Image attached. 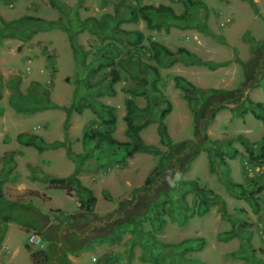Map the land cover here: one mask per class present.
Returning <instances> with one entry per match:
<instances>
[{
  "label": "rangeland",
  "instance_id": "1",
  "mask_svg": "<svg viewBox=\"0 0 264 264\" xmlns=\"http://www.w3.org/2000/svg\"><path fill=\"white\" fill-rule=\"evenodd\" d=\"M185 1L0 0L2 185L1 179L10 176L34 178L39 185L46 183L49 187L43 173L51 176H55L53 171L66 173L69 164L62 161L64 157L73 160L71 170L77 163L82 169L89 166L91 160H96L89 151L97 150L98 140H84L82 135L87 128L101 127V121L107 117L106 106L115 115L112 135L134 145V149H124L103 141L99 143L101 153L96 155L102 157L97 160L100 165L107 166L113 157L125 161L132 154L134 170L129 177L132 184L130 187L124 183L115 185L116 190H121L113 194L96 187L94 194H98L99 204L95 210L99 213L89 216L87 223L80 226L65 217L79 211L76 188L70 193L74 199L65 196L64 190L53 192V205L64 207L51 206L46 211L51 213L54 222L80 227L86 239L87 252L80 264H194L197 261L199 264H250L251 257L264 262V191L259 194L262 199L247 201L228 191L222 180L227 172L235 182H248L245 152L240 142L231 141L239 154L233 159L226 158L227 171L210 170L207 154L201 151L184 166L174 185L171 182L174 175L166 169L171 156L167 146L161 143L158 131L165 108L162 100L168 99L172 107L163 122L172 142L193 138V115L175 85V76H182L200 88L235 89L245 87V82L252 83V68L259 55L255 45L264 41V0H253V4L247 0H192L196 4L188 22L153 16L159 29L147 28L142 19L134 21L131 17V8L147 4L169 5L180 14L185 10ZM27 16L33 19L24 20ZM17 19L20 22L13 30L2 28V20ZM136 32H141V39ZM151 41L176 52L175 56L155 60ZM179 48H186L191 54L178 52ZM208 59L229 63L211 70L197 62ZM242 63L246 65V72ZM111 69L118 71L117 81L109 77ZM15 85L19 93L13 94ZM246 93L253 100L264 102V73ZM129 98L134 100L139 144L125 133L123 117L125 101ZM231 106L226 104L215 114L207 128L209 137L225 141L244 134L251 141L260 140L264 135V121L251 113L240 117L230 110ZM67 110L70 116L65 128ZM20 133L21 140L17 138ZM36 136L42 138L43 144L58 141L65 146L61 150L43 147L42 150L50 151L42 156L38 147L26 145L36 140L41 145ZM89 143L93 148L85 146ZM222 147L227 149L228 143ZM249 168V176L264 171V168L259 171ZM150 173L153 174L150 189H141ZM191 179L222 197L227 213L240 228L239 235L228 241L218 239V234L229 230L232 222L221 217L219 202L211 203L208 211L198 213L194 193L181 183ZM106 182L114 187L112 180ZM6 189L20 200L28 199L25 193ZM168 195L169 199L161 204ZM171 202L177 206L171 207ZM132 214L134 219L139 214L136 222L129 221ZM197 237L204 238L202 247L181 244L172 249L169 246ZM27 238L25 230L14 243H0V264H32L27 247L35 248ZM43 242L44 247L51 243ZM53 242L59 245V241ZM15 245L19 247L16 253Z\"/></svg>",
  "mask_w": 264,
  "mask_h": 264
},
{
  "label": "trees",
  "instance_id": "2",
  "mask_svg": "<svg viewBox=\"0 0 264 264\" xmlns=\"http://www.w3.org/2000/svg\"><path fill=\"white\" fill-rule=\"evenodd\" d=\"M251 4L254 3L253 0H247ZM190 4H192V8H190ZM196 3L192 0L185 1V10L177 14L174 9L165 4H147L140 7L134 6L131 8V17L134 21L142 19L145 22L147 28L150 29H159L160 25L155 24L153 21V16L155 17H163L169 18L174 21H184L188 22L192 15V9L195 8ZM33 19V17H24V20ZM20 20H11L4 21L2 20V28L5 30H13L15 28V24H18ZM138 38H142L141 32H136ZM254 47V45H253ZM150 48L153 50V58L155 60H160L162 58H170L175 56L176 52L171 51L166 46L151 41ZM255 49L259 50V55L256 56L254 61V67L252 71L254 72L251 75L252 83L246 84L245 87H237L235 89H226V88H200L195 86L191 81L182 77L175 76V85L180 88L181 96L186 100L187 106L190 109L193 115V138L184 139L179 142H172L171 137L167 131V127L165 126L163 119L166 115L171 111L172 104L168 99H163L162 102L165 104L164 110L161 112V119L158 126V131L160 135V141L165 146H167L168 153L171 158L170 161L166 163V169L170 170L174 175L171 179L172 184H176L179 179H177V175L180 178V172L184 168L185 165L195 156H197L201 151H205L207 154V158L209 161V169L214 170H222L228 169V162L226 158L233 159L239 154V150L231 146L232 140H237L244 148V163H245V175L248 180L247 184L241 182H235L232 180L227 172H224L222 176V180L225 184V187L228 191H230L234 196L238 198H243L247 201L259 200L262 199L259 194L264 191V171L260 173H255L254 175H248L249 166H264V135L258 141H251L244 134H237L233 137H230L228 140H219V139H211L207 133V128L209 124L213 121L215 114L222 110L226 104H232L230 110L240 116L243 117L247 113H251L256 119L264 121V102L261 100H253L246 93V90L255 86L257 80L259 79V75L264 73V41L259 42L255 45ZM178 52L185 53L186 55H190V51L186 48H179ZM203 66H207L211 70H215L219 67L225 66L228 64V61H214V60H197ZM244 69L246 68L245 63H242ZM247 69H245L246 72ZM109 77L112 78L113 81H117L119 79V73L115 69H111L108 72ZM250 78V79H251ZM249 80V79H247ZM13 94L19 93V89L17 85L13 88ZM15 95L14 97H16ZM126 104V113L124 115V120L126 122L125 133L128 136L134 137L136 139V144L140 142L139 131L140 128L135 125L134 122V114L135 108L134 100L129 98L125 101ZM159 105L158 103H155ZM54 107H59L57 104H52ZM17 109L18 107L15 106ZM105 108L108 109L106 112V118H103L101 121V127L97 130H93L91 128H87L82 135V138L98 140L100 142H107L111 145L117 146L119 148L124 149H134L133 143H129L126 141H121L115 138L112 133L114 131L113 125L115 123V115L109 111L111 109L109 106ZM69 111H66V116L64 119L65 128L69 122ZM22 133L18 134L17 138L21 140ZM36 139H39L41 145L36 142H26V145H32L42 150L43 147H61L65 146L63 142L55 141L54 143H44L40 136H36ZM35 140V139H34ZM224 143H228L227 149H224L222 145ZM165 163V162H164ZM157 167H155L156 169ZM79 168H76L70 175L68 176H51L49 174L43 173L45 175V179L49 183L50 188L61 189L64 190L67 194L70 195L72 190L76 188L78 190L77 202L79 203L78 209L79 211L75 213L66 214V219L68 222L72 223L77 222L78 225H83L87 223L89 216L93 213V206L96 203V197L94 196L92 190L89 187L82 185L80 179L78 178ZM153 182V174L150 173L146 178L141 187L146 189L147 191L150 189V185ZM184 186L188 187L195 195L197 199L198 205V213L208 211L211 203L219 202L220 206V215L224 219H228L232 222V227L229 230L223 231L218 234V239L223 241H228L233 237L240 234V228L236 224V221L233 216L227 213L226 207L222 197L215 193L212 189L201 186L196 180H184L181 182ZM24 193L27 195H35L41 199H45V194H41L39 191L34 189L24 190ZM166 199H169V195L164 198L161 204H164ZM177 206L173 202H171V207ZM29 207V206H28ZM258 206L256 205V210ZM190 209V208H188ZM27 211L26 214L30 215L31 212L27 208L25 204H19L17 201L9 200L5 197L4 193L1 189L0 184V220L2 222H16L18 224H22L27 227H32L36 230L41 229V225H39L41 220L45 222L49 220V216L47 213H41L39 210H36L39 215H43V219L40 216L35 220L32 217L28 218L22 211ZM135 214V213H134ZM131 215V222H136L138 220V216L134 219ZM190 215L185 216V220L188 219ZM63 225V223H59V225ZM68 224V223H67ZM58 225V226H59ZM71 227H74L73 224H69ZM69 229L68 235L62 237L60 240V244L56 246V242L49 243L44 248H35L31 249L27 247L30 251V257L32 260V264H61L62 261H65L66 264H69L70 260L67 257V253L69 252L72 255H77L78 252L84 248L78 246L76 247L75 243L77 239L76 234L77 231L75 229H70V227H65ZM241 236V235H240ZM61 239V238H60ZM204 243V238L197 237L189 240H182L177 244H169L172 249L179 247L181 244H185L190 248H194L195 246L202 247ZM60 246H65L64 249H61ZM187 247V248H188ZM189 248V249H190ZM234 255L233 253L231 254ZM190 261V260H189ZM200 261H197L194 264H199ZM250 264H264L261 259L254 261L253 257L250 259Z\"/></svg>",
  "mask_w": 264,
  "mask_h": 264
},
{
  "label": "crops",
  "instance_id": "3",
  "mask_svg": "<svg viewBox=\"0 0 264 264\" xmlns=\"http://www.w3.org/2000/svg\"><path fill=\"white\" fill-rule=\"evenodd\" d=\"M219 68H222V67H219ZM99 143H100V141H98L97 144H95L97 147V150L90 149V151H89L91 153V157L93 158V156H94V158L96 159L95 160L96 162L91 160L90 165L86 166L83 169L81 168V166L79 167V165L77 163V164H75V167L71 170L70 165L72 162H70V161H73V160L62 156V157H64V158H62V161H68V164H69L68 171L66 173L53 171L52 174L55 176H68L74 171V169L79 168V173L77 175L78 178L80 179L82 185L89 187L92 190L93 194L95 193L96 187L98 188L97 190H100V191L102 190V188H105L110 193L118 192L121 190V188H119V189L117 188V190H116L115 185H117V187H119V185H122V183H124L127 187H130L132 184V181L130 180L129 177L133 173L132 171L134 170V168L132 167L133 163L131 161L132 154L130 153L126 157L125 161H123L121 159L118 160V159H116V157H113V158H111V160L109 161L110 163L107 166H103V165L99 164L100 163L99 161H97V160H100V158H102V157H99L96 155V153H101ZM17 145H19V144H17ZM85 146L86 147L91 146V148H93V145L90 143L86 144ZM59 150H61V147H59ZM18 151L21 152V150H18ZM41 151H42L41 155L43 156V155H46V153H48L50 150L44 149ZM18 156H20V155H18ZM70 156L72 157V155H70ZM18 158H20V157H18ZM14 159H17V156ZM109 179L113 181L114 187L110 186L106 182ZM1 180L3 181V185H2V182H0L1 189H2V192L4 193L5 197L9 200H12V201L15 200L19 204H25L27 206V208L29 209V211L31 212V214L30 215L26 214V212L28 210L27 211L25 210L22 212L28 218L32 217L33 219L36 220L40 216V218L43 219V215H39V213H37V211H35V209H36V210H39L41 213H47L49 216V220L46 222L44 220H41L39 223V225H41V229H38V230H36L32 227H27V226H24L22 224H18L16 222H2L0 220V243H2V244H6L8 242L14 243L17 240L19 234L22 232H25V230H26L27 235H29V233H31V232H37V233L41 234L43 240H45L47 243L53 242V240H55V241L57 240V241H59L58 244H60V238L65 237V235H68V231H70L69 229H66L65 227H70L71 230L75 229L77 231L76 238H74V239H77L76 243H75L76 247L78 246V248L79 247L84 248V246H85V244H87V242H86V239L84 238L83 233L79 229L80 227H75V226L71 227L69 224H67L65 222H63L64 226L62 224L59 225L58 222H54L51 213L49 211H46L51 206L63 209V207H64L63 205H55L54 206L52 203L53 202V192L55 190H61V189L50 188L47 186L46 183H42L43 186H41L36 181V179L29 178V177H21V178L15 179V177L10 178V176H9V178H4ZM3 187L5 190H3ZM6 187L11 188V189H13V192H18V193H24V190H27V189H34V190L39 191L41 194H45L46 197H45V199H41L35 195L31 196V195H27L25 193L24 196L27 197L28 199L20 200V198L16 197L15 194L12 195V194H9L8 192H6V190H7ZM46 187H48V188H46ZM126 188H124V189H126ZM65 196H67L70 199H74L73 195H69V194L65 193ZM94 196L96 197V203L93 206L94 210H93L92 214H95V213L98 214L99 212L97 210H95V206H97L99 204V196H98V194L97 195L94 194ZM35 199H38L40 201L37 203V201ZM76 202H77V200H76ZM78 205H79V203L77 202V209H78ZM114 205L115 204H113L112 207H114ZM77 209L73 210V211H68V212H75V211H77ZM91 215H90V217H91ZM60 228H62V230H60ZM85 233H87V230L85 231ZM98 239H101V238L98 237ZM18 250H19V247H17V245H15L14 253L18 252ZM8 251L10 252L9 248H8ZM86 252H87L86 248L80 250L77 255H72L68 252L67 257L70 260L69 264H80L81 261L83 260L82 257L84 255V253H86ZM6 257H7V255H6ZM13 258H15V255ZM6 262H7V260H6ZM31 263H32V260H31ZM61 264H64V261H62Z\"/></svg>",
  "mask_w": 264,
  "mask_h": 264
},
{
  "label": "built area",
  "instance_id": "4",
  "mask_svg": "<svg viewBox=\"0 0 264 264\" xmlns=\"http://www.w3.org/2000/svg\"><path fill=\"white\" fill-rule=\"evenodd\" d=\"M252 167V166H249ZM252 168H254L255 170L259 171L260 168H264V166H253ZM250 170V168H248ZM28 243L34 247V248H43L44 247V242H43V238L41 236V234L37 233V232H31L28 235ZM95 259V257H94Z\"/></svg>",
  "mask_w": 264,
  "mask_h": 264
},
{
  "label": "clouds",
  "instance_id": "5",
  "mask_svg": "<svg viewBox=\"0 0 264 264\" xmlns=\"http://www.w3.org/2000/svg\"><path fill=\"white\" fill-rule=\"evenodd\" d=\"M177 179H179V175H177Z\"/></svg>",
  "mask_w": 264,
  "mask_h": 264
}]
</instances>
